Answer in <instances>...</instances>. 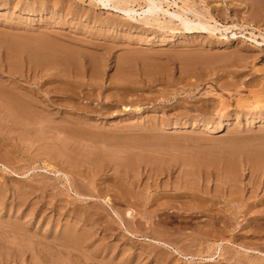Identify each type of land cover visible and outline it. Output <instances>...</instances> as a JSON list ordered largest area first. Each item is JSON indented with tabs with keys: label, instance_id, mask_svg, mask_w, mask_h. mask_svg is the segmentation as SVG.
Segmentation results:
<instances>
[{
	"label": "rangeland",
	"instance_id": "374dc122",
	"mask_svg": "<svg viewBox=\"0 0 264 264\" xmlns=\"http://www.w3.org/2000/svg\"><path fill=\"white\" fill-rule=\"evenodd\" d=\"M94 1L0 0V264H264V0Z\"/></svg>",
	"mask_w": 264,
	"mask_h": 264
},
{
	"label": "bare ground",
	"instance_id": "6f19581e",
	"mask_svg": "<svg viewBox=\"0 0 264 264\" xmlns=\"http://www.w3.org/2000/svg\"><path fill=\"white\" fill-rule=\"evenodd\" d=\"M98 2L99 5H102L104 7H110L114 10H118L123 12L126 17H129L130 19L137 18L136 16H140L141 19L143 20V23L145 24H155L158 27H166L168 25H171L172 23H177L179 22V25L182 27H185L187 29H198V30H206L208 31L210 29V26L206 21L201 19V14L198 11H194L191 6L188 5V7H180L176 3L171 4L168 2V0H95ZM94 1V2H95ZM175 5L177 7V10L171 11V6ZM136 7H139V9H136ZM180 9V11H179ZM35 10V9H34ZM140 11V12H139ZM187 12H191L194 17H198V20L193 21L192 19H189L187 15ZM190 13V14H191ZM205 15V14H204ZM139 18V17H138ZM177 21V22H176ZM217 27V26H216ZM214 28V27H212ZM229 27L225 28V31ZM184 29V28H183ZM216 29V28H215ZM214 29V30H215ZM190 30V31H191ZM210 31V30H209ZM212 31V29H211ZM222 31V30H221ZM224 31V30H223ZM161 41L162 43H166L167 41L173 40V36H161ZM264 38V37H263ZM6 98V97H5ZM2 99V98H1ZM7 100V98H6ZM10 100V98H9ZM9 100H7L9 102ZM22 100V99H21ZM6 102V101H5ZM11 102V101H10ZM16 102V100H15ZM19 102V101H18ZM14 103V102H12ZM22 104V103H21ZM25 104V102H24ZM15 105V104H14ZM26 105V104H25ZM12 109V105H10ZM27 106V105H26ZM9 107V106H8ZM14 106V110H15ZM20 108V106H19ZM17 108V110H19ZM28 109V107H27ZM19 112V111H18ZM21 113H23L20 110ZM30 112V111H29ZM25 113V112H24ZM24 115V114H23ZM22 116V115H21ZM261 116V115H260ZM259 117V116H258ZM264 119V118H263ZM45 122V121H44ZM182 123V122H181ZM43 124V123H42ZM45 126V125H44ZM171 129L175 128H182L184 127L183 124H178V123H173L170 124L169 126ZM41 129V128H40ZM71 136V135H70ZM58 137V136H57ZM74 138V136H73ZM70 140V139H69ZM24 141V140H23ZM72 141V140H71ZM66 142V141H65ZM63 143V142H62ZM69 143V142H68ZM139 143V142H138ZM140 144V143H139ZM251 144V143H249ZM239 145V144H238ZM103 146V145H102ZM238 147V146H237ZM255 148V147H254ZM263 148V147H262ZM252 149V148H251ZM95 150V149H94ZM254 150V149H252ZM256 152V151H255ZM264 152V151H260ZM252 156V155H251ZM134 157V155H133ZM245 158V157H244ZM135 159V158H134ZM133 159V160H134ZM261 159V158H260ZM262 160V159H261ZM255 161V160H254ZM260 161V160H259ZM256 163V162H255ZM232 164V163H231ZM234 164V163H233ZM262 164V163H261ZM137 165V164H136ZM248 165V164H247ZM236 166V165H235ZM234 166V167H235ZM135 167V166H134ZM202 167V166H201ZM257 167V166H256ZM18 168V166H17ZM231 168V167H230ZM237 168V167H235ZM251 169V168H250ZM262 169V168H261ZM227 170V169H226ZM235 171V170H234ZM157 172V171H156ZM231 172V171H230ZM254 172V171H253ZM227 175V174H226ZM209 181V180H208ZM234 183V182H233ZM178 185V183H177ZM175 186V185H174ZM187 186V185H186ZM183 187V186H182ZM187 188V187H186ZM185 188V189H186ZM112 189V188H111ZM175 189V188H174ZM184 189V190H185ZM77 190V189H76ZM176 190V189H175ZM81 191V190H80ZM188 191V190H187ZM186 191V192H187ZM85 196V195H84ZM174 199V198H173ZM176 200V199H175ZM173 202V201H172ZM185 202V201H184ZM170 205V204H169ZM183 206V205H182ZM168 207V206H167ZM173 207V205H172ZM191 208V207H190ZM196 208V207H195ZM194 208V209H195ZM177 209V208H176ZM175 209V210H176ZM192 209V208H191ZM200 209V208H199ZM174 210V209H173ZM202 210V209H201ZM165 211V210H164ZM168 211V210H167ZM166 211V212H167ZM187 211V210H186ZM203 211V210H202ZM178 212V211H177ZM168 213V212H167ZM215 217V216H214ZM255 220V219H254ZM161 222V220H160ZM261 222V221H260ZM164 223V222H163ZM225 231V230H224ZM18 232V231H17ZM22 232V231H21ZM133 233V232H132ZM211 235V234H210ZM215 235V234H214ZM217 236V235H216ZM11 241V240H10ZM158 241V240H157ZM19 242V241H18ZM159 242V241H158ZM9 243V242H8ZM58 244V243H57ZM57 246V245H56ZM15 248V247H14ZM217 249V248H216ZM253 250V249H252ZM8 252V251H7ZM53 253V252H52ZM34 254V253H33ZM32 255V254H31ZM36 255V254H35ZM54 257V256H53Z\"/></svg>",
	"mask_w": 264,
	"mask_h": 264
}]
</instances>
